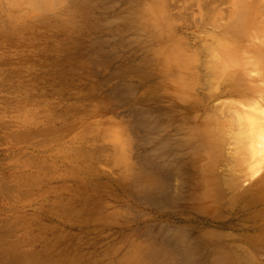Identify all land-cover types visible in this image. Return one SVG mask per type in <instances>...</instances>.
<instances>
[{"label": "rangeland", "instance_id": "1", "mask_svg": "<svg viewBox=\"0 0 264 264\" xmlns=\"http://www.w3.org/2000/svg\"><path fill=\"white\" fill-rule=\"evenodd\" d=\"M153 2L59 0L44 14L26 1L9 17L18 39L3 42L0 55L31 57L23 78H0V264H49L47 250L62 264H128L135 250L145 264H264V152H249L262 158L235 169L234 138L219 158L201 127L230 99L264 109V65L247 50L263 49L264 33L253 29L256 42L255 34L234 36L248 48L240 44L233 60L220 55L226 70L216 61L218 75L235 76L213 84L204 47L240 30L242 1L165 0L168 19L151 14ZM177 44L198 66L185 94L171 86L165 63ZM17 85L23 110L12 103ZM18 127L37 133L20 139Z\"/></svg>", "mask_w": 264, "mask_h": 264}, {"label": "bare ground", "instance_id": "2", "mask_svg": "<svg viewBox=\"0 0 264 264\" xmlns=\"http://www.w3.org/2000/svg\"><path fill=\"white\" fill-rule=\"evenodd\" d=\"M2 2L0 3V48L2 47V43L3 42H5V44H9V41L10 42H15L16 41V39H18V37H16L17 36V33H18V30L17 29H13V23H10L9 22V17L10 18H12L13 16H16L17 15V12L21 9V5H25V2L26 1H29V3H31V5L33 6V7H35V8H37V9H40L39 11L40 12H44V14L46 13V11H48V9L50 8V6H53V5H56V3L59 1V0H1ZM3 1L5 2V4L6 5H4V4H2L3 3ZM155 1V0H154ZM239 1V0H238ZM242 1V3H241V5H240V7H239V12H241L242 14H244V16L239 20V22H238V28L240 27V30L239 31H237V33L236 34H232V33H229V35L228 34H226V36H220V37H218L217 39L215 38V42L213 43V44H208V45H205V47L204 48H206V50L205 51H208L207 52V54L210 56V54H211V56L210 57H212V58H210V60L211 61H209V62H211V66H210V68H209V70H207V72H206V75H210V77H211V80H212V83L213 84H216L217 82H218V80H220V79H223L222 77H224L223 75H225V80H223V82H222V84H225V83H228V82H225V81H229L230 82V80L235 76V74L233 73V74H231L232 72L230 71V70H228V71H230L231 73H222V75H218V74H221V72L220 71H218L217 72V66L219 67V65H224L225 64V61H224V59L220 56L221 54H223V53H226L227 55H228V59L229 60H233V54L235 55V54H237V52H240V49H241V46H240V44L243 46L244 44H246V43H244V44H242L243 42H246V41H244L243 40V42H241L240 43V39L238 38V40H237V38L236 37H238V35L239 36H241V37H245V36H250V35H252V34H250L252 31H253V29H255L257 32H259V33H264V24H259L258 23V19L260 18V15L262 14V17L264 18V11H263V6H264V0L262 1V0H241ZM167 2V1H166ZM165 2V0H157V2H156V4L153 2V4H155V5H153L151 8H149L148 10L151 12V14L152 15H158V16H161V17H164V19H168L169 18V16H168V14L166 13V11H165V9H166V5H167V3ZM236 9V8H235ZM148 11V12H149ZM207 12L209 13V11L207 10ZM206 12V13H207ZM211 12V11H210ZM206 14L209 18L211 17V15H210V13L209 14ZM207 17V18H208ZM208 18V19H209ZM262 18V19H263ZM3 19H6L7 21H5V20H3ZM263 22V20H261V19H259V22ZM257 32H254V34L256 35V33ZM253 33V32H252ZM253 34V35H254ZM230 37H228V36ZM253 35L252 36H250V38H252L253 37ZM261 35V34H260ZM260 35H256V36H254V37H256L254 40H255V42L257 41L256 39H257V36H259V38H261L260 37ZM234 36H236V37H234ZM253 37V38H254ZM263 37V36H262ZM231 38H233V39H231ZM235 38V39H234ZM15 39V40H14ZM233 40V41H232ZM248 40H250V39H248ZM252 40V39H251ZM259 40V39H258ZM20 41H18V43H19ZM248 42V41H247ZM253 40H252V42H249L250 44H253ZM17 43V44H18ZM4 44V43H3ZM16 44V45H17ZM248 44V43H247ZM250 44H248V45H250ZM261 44H263V43H260V45ZM11 45H14V44H11L10 43V47H12ZM27 45V44H26ZM179 44H177L176 46L174 45V46H172L168 51H167V54H168V58L167 59H165L166 61H165V63L169 66L168 68H170L171 67V73L170 74H172V76H173V79H172V81H174V83H172L173 85H171L174 89H176L178 92H180V93H182V94H185L186 93V91H188V87L193 83L192 82V80L191 79H194V78H196L195 77V75H194V73H198L197 72V68H198V66H197V64H195L194 65V63H196L195 62V58H194V52L192 53V54H187L186 52H184V51H188V52H191L190 51V49L188 50V49H184V46H183V49H181V45L182 44H180V46H178ZM254 46H255V44H253ZM257 45V44H256ZM5 46H8V45H5ZM246 46V47H245ZM244 47L245 48H248L247 50L249 51V52H252V54H254V56H255V58H256V60L257 61H259L261 64H262V67H263V65H264V46H263V49H259V48H256V47H250V46H248L247 47V45H244ZM243 47V48H244ZM258 47H260V46H258ZM5 48V47H4ZM8 48V47H7ZM245 48H244V50H245ZM262 48V47H261ZM3 49V48H2ZM13 49H15V47L14 48H12L11 50L13 51ZM21 49V48H20ZM3 50H5V49H3ZM10 50V49H9ZM8 50V51H9ZM15 51V50H14ZM20 51V50H19ZM1 52H2V50H1ZM5 52V51H4ZM23 52V51H22ZM22 52H21V54H22ZM220 52V53H219ZM244 52V51H243ZM195 53H196V50H195ZM18 54V53H17ZM24 55V54H23ZM242 55V54H241ZM22 56V55H21ZM239 56V55H238ZM20 57V56H19ZM22 57H24V56H22ZM31 56H29L28 57V60H29V58H30ZM17 58V57H16ZM16 58H14V59H9V58H6V57H4L3 56V58H2V55H0V78L1 79H3V80H9V78L11 79L12 77H14V76H22L23 74H22V72H21V70L23 69H25V67L24 66H26V63H27V61L28 60H26V61H24L25 63H20V61L22 62V59L19 61V59H16ZM26 58H27V55H26ZM221 58H222V60H221ZM208 59V58H207ZM240 59H241V57H240ZM11 60V61H10ZM197 60H198V56H197ZM244 60V59H243ZM247 60H249V59H246V60H244V61H246L247 63H248V61ZM219 63V65H216V63L217 62ZM221 61V62H220ZM224 61V62H223ZM255 61V60H254ZM9 62L11 63L10 65H8L9 64ZM29 62V61H28ZM30 62H32V60H30ZM207 62H208V60H207ZM216 62V63H215ZM237 62H239V61H237ZM236 63V62H235ZM234 63V64H235ZM207 64V63H206ZM233 64V63H232ZM237 64V63H236ZM235 64V65H236ZM245 64V63H244ZM251 64V63H250ZM257 64H258V62H257ZM261 64H258V67H260L261 66ZM6 65H7V67H6ZM207 65V66H208ZM223 65L222 66H220V68L222 69V67H223ZM226 65V64H225ZM224 65V67L223 68H225V69H223V70H226V66ZM242 65V64H241ZM253 65V64H252ZM250 66V65H244L245 67H251L252 69H254L253 67H255L256 66V63H255V66ZM260 65V66H259ZM8 66H10V68L8 67ZM196 68H195V67ZM208 66V67H209ZM232 66V65H231ZM2 67V68H1ZM194 67V68H193ZM9 68V69H8ZM229 68V67H228ZM251 68H249V69H251ZM193 69H196L195 71L193 70ZM229 69H231V68H229ZM22 70V71H23ZM30 70V69H29ZM170 70V69H169ZM233 70H235V69H233ZM31 71V70H30ZM24 72H25V70H24ZM170 72V71H169ZM208 72H210L209 74H208ZM220 72V73H219ZM170 74H169V76H170ZM28 76V75H27ZM196 76H199V73H198V75H196ZM30 77H31V75H30ZM29 77V78H30ZM218 77H219V79H218ZM261 77H263V76H261ZM19 78V77H18ZM22 78H23V76H22ZM28 78V79H29ZM200 78V77H199ZM27 79V77H25V79L22 81L21 80V78L19 79V82H20V80L22 81L21 83H23V82H25L26 80H28ZM37 79V78H36ZM230 79V80H229ZM34 80V79H33ZM33 80H29V81H26V82H30V85H32L33 86V84L31 83V81H33ZM197 80V79H196ZM210 80V81H211ZM35 81V80H34ZM170 81H171V76H170ZM222 81V80H221ZM220 81V82H221ZM25 82V84L24 85H26L27 83ZM211 83V82H210ZM209 83V84H210ZM219 83V82H218ZM249 84H253L252 82L251 83H249ZM20 85V87H21V84H19ZM19 85H17L16 87H14V88H12L13 90L11 91L12 92V94L13 93H15L16 91H18L19 90ZM220 85H221V83H220ZM254 85V84H253ZM211 86V85H210ZM213 86V85H212ZM254 86H256V85H254ZM253 86V87H254ZM258 86H261V85H257V87L256 88H258ZM19 87V88H18ZM24 86H22V88H23ZM35 87V86H34ZM214 87V86H213ZM215 87H217V86H215ZM264 87V86H263ZM30 88V87H29ZM32 89V88H31ZM228 89V88H227ZM261 89V88H260ZM264 88H262L261 90H263ZM249 90V89H248ZM257 90V89H256ZM260 90V91H261ZM19 91H21V90H19ZM30 91H32V90H30ZM38 91V90H37ZM37 91H35V93L37 92ZM40 91V90H39ZM38 91V92H39ZM226 91V90H225ZM27 92H29V90L27 91ZM42 92V91H41ZM24 93H25V91H24ZM45 93V92H44ZM264 93V92H263ZM31 94V96H32V94L33 93H30ZM47 94V93H46ZM46 94H45V96H46ZM188 94V93H187ZM15 94H13V96H14ZM21 95V94H20ZM19 94H18V96H16L17 98L20 96ZM34 95V94H33ZM40 95V94H39ZM7 96H9V95H7ZM6 96V97H7ZM12 96V99L14 98ZM26 96V95H25ZM28 96H30L29 94L27 95V97ZM38 96V95H37ZM42 96V95H41ZM10 97V96H9ZM26 97V99L28 100L29 98H32L31 100H33V97H29V98H27ZM43 97V96H42ZM2 97H0V99H1ZM8 98V97H7ZM7 98H5V96H4V98L2 99V100H4V99H7ZM19 98H21V97H19ZM18 98V99H19ZM40 98V97H39ZM184 98H185V96H184ZM18 99H15L14 98V100H17L16 102H12V103H14L15 105V107H14V109L15 110H17L18 109V107L20 106V105H22V104H17V102L19 101V103L21 102L20 101V99L18 100ZM23 99H24V96H23ZM7 100H9L10 101V99H7ZM7 100H5V101H7ZM14 100H12V101H14ZM27 100H26V102H27ZM31 100L29 99V103L31 102ZM9 101H7V102H9ZM228 101H232V99H230V100H227V102L226 101H224L225 103H228V108H225L224 106L225 105H222L223 106V108H225L224 110H221V106H220V108H217V110L218 109H220L221 111H223L224 112V115L223 116H219V115H221V114H218L217 113V115L215 114V115H213L214 113H216V112H219V113H221V111L220 110H212V115H210V114H207L206 116H208V117H206L204 120V124H203V126H201L203 129H202V131H203V133H202V137H204L203 139H205V141H206V144H207V146L209 147V149H214L215 151H216V155H218V157L219 158H221L220 157V149H221V147H224V143H227V144H229L228 142H225L226 140H231V141H233L231 138H229V137H233L234 138V141H236V145L239 147V153H240V159L238 160V162H237V167H235L236 166V164L233 166V168L235 167V169L236 168H239V166L242 164V168H243V165L244 164H246L245 162H246V159L248 160L247 161V165H248V162L250 161V159L253 157H255L256 158V160H257V158L258 157H256V156H252V157H250L249 155H247L249 152L251 153V154H253V155H256V154H259V152H264V109H261V107H259V108H255V107H253V106H251L250 107V105L248 104V109H244L243 108V106L241 107V105H239L238 104V102L236 103H229ZM234 101V100H233ZM239 101V100H238ZM1 102V101H0ZM2 102H4V101H2ZM1 102V103H2ZM5 103L6 104V106H9V104H10V109H12L11 108V106L13 105L12 103ZM24 102H25V100H24ZM24 102H23V104H24ZM250 102V101H249ZM0 103V104H1ZM223 103V102H222ZM240 103V102H239ZM252 103V102H251ZM8 104V105H7ZM221 104V103H220ZM242 104V103H241ZM256 104H258V105H260L258 102H256ZM255 103L253 104L252 103V105H256ZM19 105V106H18ZM26 105H28V103L26 104ZM2 106H4V110L2 109L1 111L3 112H5V105H3L2 104ZM16 106H18L17 107V109H16ZM22 106H25V105H22ZM260 106H262V105H260ZM217 107H219V106H217ZM244 107H245V105H244ZM253 107V108H252ZM22 109V107H19V109ZM214 108H216V107H214ZM233 109V111H232V114L234 115H232L231 114V112H229V114L232 116V118H228V115H226V113H225V110H227L228 111V109ZM246 108V107H245ZM251 108V109H250ZM263 108V107H262ZM0 109H1V107H0ZM24 109V108H23ZM22 109V110H23ZM22 110L20 111V112H18L19 114L22 112ZM1 111H0V113H1ZM19 111V110H18ZM215 111V112H214ZM234 112V113H233ZM71 113V112H70ZM75 113V112H74ZM4 114V113H3ZM35 117V116H34ZM70 117H71V115H70ZM71 118H73V117H71ZM20 119V118H19ZM22 120V122H20V126H24V125H27L26 124V122L25 121H23V119H21ZM69 120H70V118H69ZM19 120H17V121H15L14 120V122H18ZM35 122H36V120H34ZM16 124V123H15ZM51 124V123H50ZM67 124H68V122L64 125V126H67ZM69 124H70V121H69ZM71 124H72V122H71ZM46 125H48V123L46 124ZM49 126V125H48ZM113 126V125H112ZM47 127V126H46ZM46 127H44V128H46ZM49 127H51V126H49ZM54 127V126H53ZM56 127V126H55ZM19 128V127H18ZM58 128V127H57ZM67 129L69 128L68 126L66 127ZM51 129V128H50ZM55 129V128H54ZM53 129V130H54ZM62 129V128H61ZM66 129V130H67ZM27 130H29V128H23V129H21V128H19V129H17L14 133H13V135L15 136V137H18V138H20V139H27V138H31V137H33L37 132L36 131H32L31 132V130L29 131V135H33V136H29V135H27V133H28V131ZM43 130V129H42ZM47 130H48V128H47ZM57 130V129H56ZM117 130V129H116ZM41 131V130H40ZM55 131V130H54ZM53 131V133L55 134V132ZM64 130H62L61 132H63ZM114 131V130H113ZM233 131H235V132H233ZM44 132H46L45 130H43V133ZM50 132H52V131H49V133ZM59 131L57 130V132L56 133H58ZM53 133H50V134H52L53 135ZM49 134V135H50ZM49 135H48V137H49ZM51 136V135H50ZM229 136V137H228ZM56 137V136H55ZM54 137V138H55ZM49 138H51V137H49ZM53 138V137H52ZM228 138V139H227ZM117 139H119V138H117ZM47 140V139H46ZM36 142H39V141H36ZM41 142V141H40ZM124 141H123V138L122 139H120V143H123ZM42 143V142H41ZM44 143V142H43ZM205 143V142H204ZM242 143V144H241ZM33 144V146H36V144L37 145H39V143H36V144H34V142L32 143ZM234 145H235V142L233 143ZM241 144V145H240ZM223 145V146H222ZM260 145H262L261 147H260ZM243 146V147H242ZM236 146H235V148H234V150L235 151H237L236 150ZM241 148H242V151H241ZM238 149V148H237ZM233 150V149H232ZM223 151V150H222ZM222 153H224V152H222ZM262 153H260V155H261ZM42 155V154H41ZM49 156V155H48ZM54 156H56V159H54V160H57V161H61V160H63V158H62V155H54ZM67 155H63V157H64V159L65 158H67L66 157ZM222 156V155H221ZM247 156V157H246ZM259 156V155H258ZM250 157V158H249ZM46 158V157H45ZM246 158V159H245ZM254 158V159H255ZM260 159L262 158V157H259ZM258 158V159H259ZM34 159V158H33ZM39 159V158H38ZM50 159V158H49ZM41 162V161H40ZM36 163V162H35ZM48 163H50V161H48ZM236 163V162H235ZM250 163V162H249ZM34 164V163H33ZM32 164V165H33ZM38 164V163H37ZM36 164H34V166H35ZM40 165V164H39ZM33 166V167H34ZM41 166V165H40ZM43 166V165H42ZM41 166V168H43ZM45 166H47V165H45ZM36 167H38V166H36ZM40 168V167H39ZM50 172H52L51 171V168L49 167V168H47ZM42 170V169H41ZM44 170H46L45 168H44ZM48 170H46V172L48 171ZM211 170V169H210ZM240 169H238L235 173L236 174H238ZM214 172V171H213ZM240 172H241V170H240ZM38 173V172H37ZM37 173H36V175H37ZM30 174H32V173H30ZM210 174L212 175V173L210 172ZM234 176H236V175H234ZM25 177V176H24ZM26 177H28V176H26ZM47 178V177H46ZM212 178V177H211ZM214 178V177H213ZM218 180V178L216 177V178H214V179H211L212 181H211V184L213 185V187H215V183H217V180ZM233 179H235V177H232L231 178V181L233 180ZM23 180H25V179H23ZM31 180H33V179H31ZM24 182V181H23ZM29 182V181H28ZM34 183H37V182H35L34 181ZM20 184V183H19ZM28 185L29 184H31V183H27ZM26 185V184H25ZM31 185H33V184H31ZM212 185H211V187H212ZM17 186V185H16ZM6 187L9 189V187L6 185ZM13 187V186H12ZM35 187V186H34ZM213 187H212V189H213ZM14 188H15V186H14ZM31 188V187H30ZM30 188H26L27 190H29ZM32 188H33V186H32ZM216 188V187H215ZM214 188V189H215ZM6 189V188H5ZM12 189V188H11ZM17 188H15V190H16ZM10 190V189H9ZM8 190V191H9ZM17 190H21V188H19L18 187V189ZM23 190V189H22ZM25 190V189H24ZM27 190H25V192L27 191ZM7 191V190H6ZM23 192V191H22ZM80 208H82V207H80ZM79 207H78V209H80ZM65 209V208H64ZM82 210V209H81ZM80 210V211H81ZM69 211V210H68ZM79 211V212H80ZM79 216V215H78ZM55 241V240H54ZM51 243H56V242H51ZM52 245V244H51ZM48 246V245H47ZM54 250V249H53ZM47 253H48V259H49V261H47L49 264H62V260H63V255L61 254V253H53V252H49L48 250H47ZM126 261H127V263L128 264H145L146 262H148V259L147 258H145L144 256H143V254L140 252V251H138V250H135L134 252H132L129 256H128V258L126 259Z\"/></svg>", "mask_w": 264, "mask_h": 264}]
</instances>
